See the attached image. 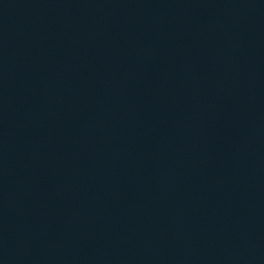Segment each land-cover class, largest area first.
Masks as SVG:
<instances>
[{"label": "water", "instance_id": "water-1", "mask_svg": "<svg viewBox=\"0 0 264 264\" xmlns=\"http://www.w3.org/2000/svg\"><path fill=\"white\" fill-rule=\"evenodd\" d=\"M0 264H264V0H0Z\"/></svg>", "mask_w": 264, "mask_h": 264}]
</instances>
